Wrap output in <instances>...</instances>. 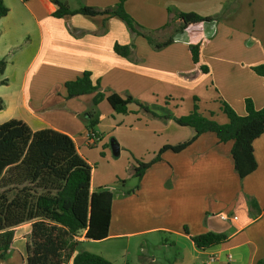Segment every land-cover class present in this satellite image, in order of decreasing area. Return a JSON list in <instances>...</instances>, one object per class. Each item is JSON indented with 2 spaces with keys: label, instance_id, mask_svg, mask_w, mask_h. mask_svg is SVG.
<instances>
[{
  "label": "crops",
  "instance_id": "obj_1",
  "mask_svg": "<svg viewBox=\"0 0 264 264\" xmlns=\"http://www.w3.org/2000/svg\"><path fill=\"white\" fill-rule=\"evenodd\" d=\"M2 1L8 12L0 18V59L5 60L0 81L6 80L0 84L4 104L0 123L16 118L32 131L49 128L67 134L89 163L86 115L101 109V119L107 117L105 128H120L115 122L120 113L105 99L93 104L92 94L66 98L64 82L84 71L90 72L93 82H100L105 93L130 95L148 105H159L169 97L173 101L168 104L169 112L174 116L184 115L177 110L184 87L192 91L185 113L196 104L203 116L220 124L228 121L221 100L240 115L245 113V98L251 99L256 109L264 107V78L251 69L264 64L262 34L249 36L226 25L220 35L217 24L204 22L198 32L183 30L172 43L155 50L116 16L54 17L52 0ZM60 1L70 9L83 5L106 8L123 1L125 11L137 23L157 29L166 22L168 7L209 15L226 0ZM239 9L240 4L235 3L233 14ZM115 43L131 46L132 54L118 55L113 50ZM195 43H200V62L209 72L186 81L178 73L195 69L187 51L188 45ZM171 85L178 89H170ZM7 110L8 114L4 113ZM161 124L160 131L168 132L163 145L193 135L191 128L172 119ZM132 128H140L145 135L150 131L146 124L142 128L130 125ZM118 141L121 154L126 144L123 139ZM231 146V141L221 143L213 133H203L180 153L164 152L132 193L120 190L115 194V187L109 186L112 182L95 180L92 169L90 191L103 188L112 192L108 236L95 241L80 231L75 253L86 250L113 264H255L264 256V133L252 143L257 167L242 179L234 171ZM132 181L137 179L132 177ZM247 197L255 200V207L249 206ZM219 213L237 218L223 221ZM209 231L224 233L228 240L197 248L190 237ZM28 238L29 222L14 227L10 248L0 264H24ZM108 240L113 242L94 246ZM170 248L174 257L164 254Z\"/></svg>",
  "mask_w": 264,
  "mask_h": 264
},
{
  "label": "trees",
  "instance_id": "obj_2",
  "mask_svg": "<svg viewBox=\"0 0 264 264\" xmlns=\"http://www.w3.org/2000/svg\"><path fill=\"white\" fill-rule=\"evenodd\" d=\"M56 5L54 17L80 14L84 16H116L136 35L144 38L155 50L173 42L174 36L183 30L196 33L204 22L213 21L209 15L195 11H181L167 8V20L157 29L146 28L135 21L119 1L106 8L80 6L70 9L60 0H52ZM8 12L0 0V18ZM164 32L163 37L157 34ZM156 36V37H154ZM113 50L123 57L130 56L133 48L115 43ZM189 58L196 66L191 72L178 73L186 81H195L209 72L207 65L200 62V43L189 44ZM5 60L0 59V73ZM251 69L264 78V64ZM91 74L84 71L80 76L67 80L63 86L66 98L92 94L91 102L98 104L105 99L115 113L127 114L128 105L135 103L140 111L152 118L172 119L179 126L189 127L193 135L175 144H164L149 161L135 160L132 177L138 182L144 173L162 160L166 151L180 153L196 138L206 132L213 133L219 142H232L230 156L234 171L239 178L252 173L257 163L253 154V140L264 133V107L256 109L251 99H244L243 115L238 114L230 104L221 100V110L228 121L220 124L203 116L194 104L192 110L180 116L169 111L157 112V105L142 103L136 98L111 92L105 93L99 81H92ZM1 80L0 84H5ZM4 104L0 99V110ZM88 147H96L99 133L95 130L97 119L94 114L86 115ZM93 166L81 156L70 136L53 129L32 131L22 120L10 118L0 123V259L10 248L14 227L29 222V238L25 247L24 264H113L103 256L86 250L75 253L78 233L84 237L100 241L108 236L111 219L112 192L99 188L90 191V177ZM130 193L134 192L132 189ZM249 206L255 207V200L247 197ZM199 249H205L228 240L224 233L205 232L190 237ZM255 264H264V256Z\"/></svg>",
  "mask_w": 264,
  "mask_h": 264
},
{
  "label": "rangeland",
  "instance_id": "obj_3",
  "mask_svg": "<svg viewBox=\"0 0 264 264\" xmlns=\"http://www.w3.org/2000/svg\"><path fill=\"white\" fill-rule=\"evenodd\" d=\"M235 3L240 4V9L237 13L233 14L235 10L233 11L232 9ZM263 9L264 0H226L221 7L210 11L209 16H211L213 22L217 24L220 35H222L224 28L228 25L231 28H235L236 31L246 32L249 36H253V34H262L264 36ZM163 34L164 32L156 36L162 38ZM169 88L173 90V88L177 87L171 85ZM180 92L183 94V98L179 101L177 110L179 113L186 114L185 105L189 103V96L192 94V91L190 88L184 87L180 89ZM169 103H173V101L169 97H165V99L161 101V104L157 105L155 109L160 112L169 111ZM99 110L100 113L95 110L92 114L95 113L94 117L97 119V124L101 123L99 128L95 125V129L99 131L100 139L96 147L90 148L91 151L89 155L91 160L90 163L93 166V171H95V180H101L102 178V180L111 181L112 183L109 186L115 187V194L120 190L130 193L129 191L132 189L135 192L140 182H138V187L135 190L134 187L137 182L134 183L132 181L131 167L135 164V160H150L163 145L162 142L165 136H168V132L160 131L159 127L162 125L161 123H164L166 120L152 118L149 113L140 111L135 103H130L128 105L129 112L127 114H119L116 116L115 120L117 121L115 122L120 124V128H117V125H113V128H105L107 125L105 119H107V117L104 116V119H101L102 115L100 114L104 113L101 109ZM4 113L8 114V110ZM109 120L114 122L111 118H109ZM142 124H146L148 130L150 129L146 135L140 128L138 130H134V128L130 129V125L140 126L142 128ZM183 129H186V131L188 130V128ZM184 131L185 130H182L180 134V136H182L181 138L185 136ZM111 139H115L117 142L123 139L126 144L123 147V153L119 154L117 157L113 156L111 153L109 146V141ZM110 242L113 241L108 240L94 246H107ZM165 253L168 254L169 257H174L176 255L175 251L171 248L167 252H164V254Z\"/></svg>",
  "mask_w": 264,
  "mask_h": 264
},
{
  "label": "water",
  "instance_id": "obj_4",
  "mask_svg": "<svg viewBox=\"0 0 264 264\" xmlns=\"http://www.w3.org/2000/svg\"><path fill=\"white\" fill-rule=\"evenodd\" d=\"M109 146H110V150H111V153L113 154V156L117 157L119 155V151H120V146H119L118 142L115 139H111L109 141Z\"/></svg>",
  "mask_w": 264,
  "mask_h": 264
},
{
  "label": "built area",
  "instance_id": "obj_5",
  "mask_svg": "<svg viewBox=\"0 0 264 264\" xmlns=\"http://www.w3.org/2000/svg\"><path fill=\"white\" fill-rule=\"evenodd\" d=\"M219 218L223 221L236 220V215H228L226 213H219Z\"/></svg>",
  "mask_w": 264,
  "mask_h": 264
}]
</instances>
